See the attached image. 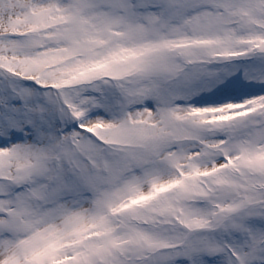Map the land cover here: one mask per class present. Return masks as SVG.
I'll list each match as a JSON object with an SVG mask.
<instances>
[{
	"label": "snow or ice",
	"instance_id": "1",
	"mask_svg": "<svg viewBox=\"0 0 264 264\" xmlns=\"http://www.w3.org/2000/svg\"><path fill=\"white\" fill-rule=\"evenodd\" d=\"M0 264H264V0H0Z\"/></svg>",
	"mask_w": 264,
	"mask_h": 264
}]
</instances>
